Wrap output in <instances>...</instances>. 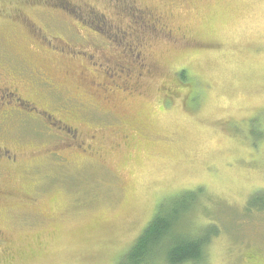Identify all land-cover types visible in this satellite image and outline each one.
Returning <instances> with one entry per match:
<instances>
[{
    "label": "rangeland",
    "instance_id": "obj_1",
    "mask_svg": "<svg viewBox=\"0 0 264 264\" xmlns=\"http://www.w3.org/2000/svg\"><path fill=\"white\" fill-rule=\"evenodd\" d=\"M0 76L40 111L0 100V264H117L196 190L201 264H264V0H0Z\"/></svg>",
    "mask_w": 264,
    "mask_h": 264
},
{
    "label": "trees",
    "instance_id": "obj_2",
    "mask_svg": "<svg viewBox=\"0 0 264 264\" xmlns=\"http://www.w3.org/2000/svg\"><path fill=\"white\" fill-rule=\"evenodd\" d=\"M179 79L184 80L183 71ZM201 194L200 190L184 192L176 195L173 201L164 202L117 264H201L205 247L215 237L216 228L209 225L205 234L196 237L180 233L178 227L180 215L194 210ZM247 202L249 210L264 209L263 194H254Z\"/></svg>",
    "mask_w": 264,
    "mask_h": 264
},
{
    "label": "flooded vegetation",
    "instance_id": "obj_3",
    "mask_svg": "<svg viewBox=\"0 0 264 264\" xmlns=\"http://www.w3.org/2000/svg\"><path fill=\"white\" fill-rule=\"evenodd\" d=\"M146 17H147V19L149 18V20L156 22L159 26L162 27V24H161L160 19L158 17H153V16L150 17L148 15ZM147 24L151 25L149 23H147ZM153 29H154V27H153ZM166 35H168V34L166 33ZM126 72L129 73L130 71L128 70ZM126 72H124V73H126ZM21 74L24 75V71H22ZM122 75H124V74H122ZM128 77L130 78L131 75H129ZM0 78H1V76H0ZM40 81L41 80H39L38 83H39V85H42V82H40ZM48 87L51 88L50 86H48ZM103 91H104V89H103ZM0 100H1V102H3V100H6V102L8 103L7 105H11V108H13V109L8 110L9 113H11V115L8 113L7 115L4 116V119H7L9 117V115L14 116L15 112L16 113L20 112L24 116H32L33 115V118H35L36 114L38 112H40V111H38L37 108H35V105L32 104L31 102L26 101V100L23 101L20 98L18 90H16L15 88L11 89L4 84H2V86L0 87ZM41 113H43L44 115L47 116L46 119L49 118V120H51L50 126L57 128V131H55V132L58 133L59 139L61 138L64 140V142L60 143V145L53 146L48 151V153L51 152V150H53L57 153V155L60 156L61 150H63V149L64 150L75 149L79 152L81 151L82 154L86 153L87 150H89L88 148H90V147L86 143H82V144L78 143V140H77L78 132L76 129H74L72 127L71 128L66 127V129H64L61 125L62 122L57 121L55 118H53L51 115H48L44 111H41ZM44 115H41L40 118L43 119ZM66 139H68V140H66ZM0 162H4V163L6 162V163H10L12 165L16 163L15 155L6 146V144H4V141L2 140L1 134H0ZM2 244H3V240L0 239V246H2Z\"/></svg>",
    "mask_w": 264,
    "mask_h": 264
}]
</instances>
